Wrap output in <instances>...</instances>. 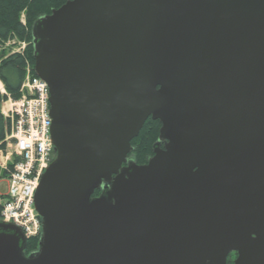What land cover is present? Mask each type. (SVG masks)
<instances>
[{"label": "water", "instance_id": "water-1", "mask_svg": "<svg viewBox=\"0 0 264 264\" xmlns=\"http://www.w3.org/2000/svg\"><path fill=\"white\" fill-rule=\"evenodd\" d=\"M32 32L56 158L38 250L0 221V264H264V0H68Z\"/></svg>", "mask_w": 264, "mask_h": 264}, {"label": "built area", "instance_id": "built-area-1", "mask_svg": "<svg viewBox=\"0 0 264 264\" xmlns=\"http://www.w3.org/2000/svg\"><path fill=\"white\" fill-rule=\"evenodd\" d=\"M21 52V51H20ZM21 85V97L6 93L0 113L6 122L4 142L0 149L1 167L13 164L8 175L9 189L3 203L1 218L19 226L27 238L41 233V219L34 206V196L40 179L54 157L50 135V89L27 67Z\"/></svg>", "mask_w": 264, "mask_h": 264}, {"label": "trees", "instance_id": "trees-1", "mask_svg": "<svg viewBox=\"0 0 264 264\" xmlns=\"http://www.w3.org/2000/svg\"><path fill=\"white\" fill-rule=\"evenodd\" d=\"M68 0H0V39L5 40L15 34L22 40L32 41V26L41 17L49 15ZM25 14L26 25L21 22ZM35 65L34 47L30 44L24 53H12L8 57L0 53V80L6 91L14 97L20 96V89L25 77L27 64ZM35 74V72H34ZM161 122L149 118L139 135L132 141L133 150L129 157L137 159L139 164L153 156V140L159 136ZM6 124L0 114V143L5 138ZM104 187L97 189L93 197L100 196ZM38 246V240H29L28 251ZM236 254H231L230 257Z\"/></svg>", "mask_w": 264, "mask_h": 264}, {"label": "rangeland", "instance_id": "rangeland-1", "mask_svg": "<svg viewBox=\"0 0 264 264\" xmlns=\"http://www.w3.org/2000/svg\"><path fill=\"white\" fill-rule=\"evenodd\" d=\"M20 20H21V22L24 25H26V18H25V14L24 13L21 15V19ZM33 26H32V31H33ZM32 36H33V32H32ZM30 44H32L33 47H34V37H33L32 41H27V40H22V39L18 38L15 34H11L8 39H5V40L0 39V53H2L3 55H5L6 57H8L9 55H11L12 53H18V51H21L22 53H24L25 50H26V48ZM34 51H35V47H34ZM34 59H35V57H34ZM27 67H29L31 73L34 74V70H33L34 67L31 66L30 62H29V64H27ZM26 72H27V69H26ZM0 83L2 84V86L0 87V103H1L3 101V99L6 98V93H8V92L6 91L5 86L1 82V80H0ZM159 141H160L159 136H157L153 140V142H154L153 145L157 144ZM3 146L6 149L7 144L4 143ZM2 149H4V148H2ZM153 152H154V146H153ZM150 158H148L146 160V162ZM129 159L131 161L139 164L138 161H137V159L131 158V157H129ZM8 170H10V168H8L7 170L6 169H3V168H0V216H1L2 208H3L4 194H6V192L8 190V182H7ZM36 239L38 240V246L36 248L31 249V250L28 251V242H29V240H36ZM39 242H40V237H38V236L37 237L28 238V240H27L26 253L28 255H31V254L35 253L38 250V248H39ZM236 256H237V254L235 256L233 255L232 258L230 257V262L231 263L234 262V260L236 259Z\"/></svg>", "mask_w": 264, "mask_h": 264}, {"label": "flooded vegetation", "instance_id": "flooded-vegetation-1", "mask_svg": "<svg viewBox=\"0 0 264 264\" xmlns=\"http://www.w3.org/2000/svg\"><path fill=\"white\" fill-rule=\"evenodd\" d=\"M164 143L165 142H162V145H161V147H164ZM145 164V163H144ZM235 252H233L232 254H234ZM237 254V253H236ZM237 257V256H236Z\"/></svg>", "mask_w": 264, "mask_h": 264}, {"label": "bare ground", "instance_id": "bare-ground-1", "mask_svg": "<svg viewBox=\"0 0 264 264\" xmlns=\"http://www.w3.org/2000/svg\"><path fill=\"white\" fill-rule=\"evenodd\" d=\"M2 86V84L0 83V87Z\"/></svg>", "mask_w": 264, "mask_h": 264}]
</instances>
